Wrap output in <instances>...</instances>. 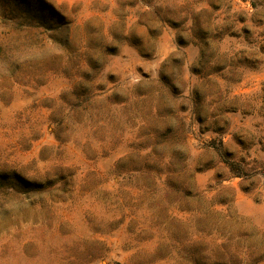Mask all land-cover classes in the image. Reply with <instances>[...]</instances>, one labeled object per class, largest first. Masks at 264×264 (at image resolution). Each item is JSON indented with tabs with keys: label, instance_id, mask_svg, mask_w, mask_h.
Instances as JSON below:
<instances>
[{
	"label": "rangeland",
	"instance_id": "obj_1",
	"mask_svg": "<svg viewBox=\"0 0 264 264\" xmlns=\"http://www.w3.org/2000/svg\"><path fill=\"white\" fill-rule=\"evenodd\" d=\"M174 2H0V173L41 186L0 196V264H194L193 252L233 264L218 235L258 239L251 217L211 194L264 165V33L233 30L246 23L235 0L209 2L210 13ZM176 69L193 85L216 78L213 111L196 86L177 102Z\"/></svg>",
	"mask_w": 264,
	"mask_h": 264
},
{
	"label": "clouds",
	"instance_id": "obj_2",
	"mask_svg": "<svg viewBox=\"0 0 264 264\" xmlns=\"http://www.w3.org/2000/svg\"><path fill=\"white\" fill-rule=\"evenodd\" d=\"M2 2V0H0ZM209 2H214V0H202L198 4L192 3V0H175L174 6L184 7L185 5L191 6L192 10L196 13H200L202 10L204 12L210 13L211 9L208 7ZM252 3H256L255 9L249 11L248 5H241L239 0H235L233 4V12H237L239 15L246 17V23L244 25H236L233 30L238 31L240 27L252 28L254 34L264 33V0H251ZM239 9H244V11H239ZM183 14V13H182ZM228 16H232V12L227 13ZM250 18V19H249ZM214 23H219L220 21L214 20ZM253 22H258V27H254ZM226 23H231L227 21ZM262 43H264V36H258ZM264 59V56L260 57ZM191 63V61H188ZM180 69H176L177 75L181 81V85L184 88L183 94L178 103L186 102V98L189 97V92L193 86L199 87L204 90L206 94V104L208 105L207 111L211 112L216 107L213 103L216 100L219 89V83L216 81L215 77H207L205 80L193 85L191 82L187 81L182 75H180ZM4 75H7V67L4 68ZM100 82V81H97ZM110 92H106L105 95H109ZM102 99V98H101ZM135 99V98H134ZM130 100L129 103H133ZM144 99V98H141ZM194 104V101H190ZM170 106V105H169ZM192 111L190 107L189 113L182 114V116H188ZM156 113V108L150 103L143 111L140 116L143 117L144 123H150ZM264 128V123L261 124ZM156 135H161L165 133V129L159 125H153ZM184 128L187 135H192L195 132V128H189L187 121L184 123ZM205 139H207L205 137ZM238 152V156H243V152ZM214 156V154H212ZM246 160H251V156H245ZM259 160L264 161V154L258 157ZM231 163V161H229ZM219 170V169H217ZM226 171V169H224ZM247 173V175H245ZM239 177L238 184L239 188L234 187L231 182L232 174H229V182L227 184L220 183L212 192V196H224L229 198V203L226 205L228 211L232 214L239 213L241 217H251L250 227L255 229L258 239L253 241L249 238L235 237L229 239V235H218V238L229 245H231V250L233 253V264H264V165L254 166L249 164L247 167H240L234 173ZM242 188H247V192L241 191ZM258 201L255 205L252 204L253 200ZM245 209H248L245 211ZM7 243V241H6ZM179 250V246L177 248ZM14 251V250H13ZM175 254L173 253V256ZM192 258L194 264H201L202 256L199 252H193ZM4 264H10V258L5 257Z\"/></svg>",
	"mask_w": 264,
	"mask_h": 264
},
{
	"label": "trees",
	"instance_id": "obj_3",
	"mask_svg": "<svg viewBox=\"0 0 264 264\" xmlns=\"http://www.w3.org/2000/svg\"><path fill=\"white\" fill-rule=\"evenodd\" d=\"M146 85L149 84L150 86L152 85H158L160 84L159 80H150V81H146L144 82ZM180 125L182 126V123H180ZM178 134L177 133H172V135H170L169 137H167L166 139L162 140V144L164 145V143H173L174 141L175 143L177 142V138H178ZM150 137V136H149ZM182 142V141H181ZM155 157V156H154ZM153 158V156H152ZM149 159V155H144V160L147 161ZM156 161H159L160 159H155ZM183 160V164H184V159ZM223 162L228 166V168L233 171L235 170L236 164L233 163L231 161V163H229L228 159H224ZM185 168V164L183 166V169ZM30 187L32 189H39L41 186H38L36 184L27 182V181H22L20 177L17 176V174L15 172H11V173H0V196H3V200L5 198H7L9 195H12V193H17L16 192V188L17 187Z\"/></svg>",
	"mask_w": 264,
	"mask_h": 264
}]
</instances>
